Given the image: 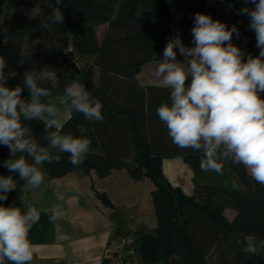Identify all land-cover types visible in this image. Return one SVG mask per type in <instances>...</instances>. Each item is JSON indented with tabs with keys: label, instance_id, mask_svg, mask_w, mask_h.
<instances>
[{
	"label": "trees",
	"instance_id": "trees-1",
	"mask_svg": "<svg viewBox=\"0 0 264 264\" xmlns=\"http://www.w3.org/2000/svg\"><path fill=\"white\" fill-rule=\"evenodd\" d=\"M222 3L225 8L220 10L211 0H62L63 24L42 27L41 18L47 17L51 5L57 6L54 0H8L9 18L0 33V55L7 61L4 71L11 78L7 86L23 87L26 71L50 66L60 79L59 88L43 85L51 95L60 96L71 81H87L103 104L102 121L90 122L75 113L63 125L62 131L73 135L80 134L81 126L88 129L91 151L84 163L74 167L63 153L59 163L43 165L47 174L57 178L93 170L104 178L113 171L126 170L136 180L150 179L155 186L152 197L158 227L137 238L145 264H264V186L242 165L227 161L248 195L206 185L186 196L174 188L164 176L163 160L182 157L199 174L205 172L200 168V153L174 145L156 115V108L168 101L169 90L144 86L137 78L143 64L160 58L170 37L179 34L183 43L192 41L197 12L229 27L235 24L239 36L234 34L232 42L245 50V59L249 53L258 55L255 33L248 28L249 17L236 14L254 5H245L244 0ZM102 25L107 28L99 38L97 28ZM72 62L82 64L81 75L70 68ZM23 95H28L26 88ZM25 123L45 145L43 124ZM9 155V149L0 145V175H14L2 166ZM16 179L17 190L0 203L20 206L23 211L20 188L24 182ZM95 196L113 207L106 194L96 192ZM227 208L236 212L232 220L225 215ZM245 233L253 237L254 251L245 250L246 243L240 244ZM29 238L36 243V226ZM214 251L218 258L210 260Z\"/></svg>",
	"mask_w": 264,
	"mask_h": 264
},
{
	"label": "clouds",
	"instance_id": "clouds-1",
	"mask_svg": "<svg viewBox=\"0 0 264 264\" xmlns=\"http://www.w3.org/2000/svg\"><path fill=\"white\" fill-rule=\"evenodd\" d=\"M41 26L63 24L62 0ZM237 15L248 16V28L255 33L259 54L253 56L235 45L239 36L235 24L213 19L197 12L191 28L192 46H186L180 35L170 37L155 77L169 90L168 101L156 108V115L166 127L172 143L180 149L200 153L201 171L223 173V161L242 165L251 177L264 186V0H244ZM179 55L183 61L177 59ZM7 61L0 55V145L9 149V158L2 166L14 175H0V201L17 190L23 181L25 191L38 190L44 183L42 166L59 163L61 154H68L69 163L79 166L91 151L88 129L79 127V135L62 131V113H80L85 120H103V104L77 81L66 84L57 100L49 99L52 89L59 88L60 79L50 66L33 68L23 75V87L7 86ZM189 77L191 78L188 83ZM28 95L24 96V89ZM25 97H28L25 99ZM25 121L43 124L40 144ZM5 206L0 203V264H31L35 245L30 240L32 228L39 223L41 213L32 203ZM64 217L54 206L49 221Z\"/></svg>",
	"mask_w": 264,
	"mask_h": 264
},
{
	"label": "crops",
	"instance_id": "crops-1",
	"mask_svg": "<svg viewBox=\"0 0 264 264\" xmlns=\"http://www.w3.org/2000/svg\"><path fill=\"white\" fill-rule=\"evenodd\" d=\"M106 28V25L97 28L99 38ZM184 44L192 46V41ZM256 49L259 53L260 50ZM162 57L163 53L159 59ZM159 59L148 61L139 68L137 78L142 85L164 87L155 77ZM177 59L184 60L178 50ZM10 79L8 77L7 84ZM58 98L51 94L49 97L52 100ZM70 118L71 114L62 113L63 125ZM223 164L222 174L211 171L196 174L182 157H169L163 160L162 169L168 182L174 188H180L186 196H193L198 186L206 185L248 195L226 160ZM42 171L44 183L40 189L25 191L20 188L22 202L49 210L41 213V219L35 225L37 241L33 243L31 264H108L110 242L115 235L139 238L144 233L156 231L158 218L152 197L155 186L150 179L136 180L126 170L113 171L104 178L93 170H77L57 178L49 177L44 166ZM96 192L106 194L113 207L102 204L96 198ZM54 206L64 212V217L55 224L49 221ZM22 207L25 211L23 203ZM225 215L232 220L236 212L227 208Z\"/></svg>",
	"mask_w": 264,
	"mask_h": 264
},
{
	"label": "built area",
	"instance_id": "built-area-1",
	"mask_svg": "<svg viewBox=\"0 0 264 264\" xmlns=\"http://www.w3.org/2000/svg\"><path fill=\"white\" fill-rule=\"evenodd\" d=\"M110 246L111 255L108 264H143L136 237L117 234L112 238Z\"/></svg>",
	"mask_w": 264,
	"mask_h": 264
},
{
	"label": "rangeland",
	"instance_id": "rangeland-1",
	"mask_svg": "<svg viewBox=\"0 0 264 264\" xmlns=\"http://www.w3.org/2000/svg\"><path fill=\"white\" fill-rule=\"evenodd\" d=\"M213 2V4L218 8V9H224L225 5L222 3V0H211ZM7 4H8V0H3L1 5H0V33L1 31L4 29V25L5 22H7L8 20V15L6 14V9H7ZM36 14V13H34ZM79 68H82V64L77 63ZM240 244H244L246 243L247 245L244 246L245 250H250V251H254L255 247L254 245V239L252 236H250L249 234H243L242 238L239 240ZM218 258V254L216 251H214L210 256L209 259L210 260H217ZM145 264V263H143Z\"/></svg>",
	"mask_w": 264,
	"mask_h": 264
},
{
	"label": "water",
	"instance_id": "water-1",
	"mask_svg": "<svg viewBox=\"0 0 264 264\" xmlns=\"http://www.w3.org/2000/svg\"><path fill=\"white\" fill-rule=\"evenodd\" d=\"M70 68L77 74L81 75V69L79 68L78 64L76 62L70 63ZM83 84L86 86L87 90L91 92V94L94 96L92 90L90 89V85L87 81H84Z\"/></svg>",
	"mask_w": 264,
	"mask_h": 264
}]
</instances>
